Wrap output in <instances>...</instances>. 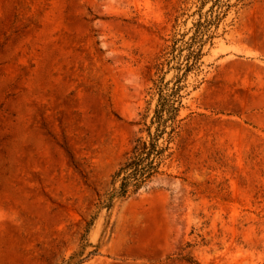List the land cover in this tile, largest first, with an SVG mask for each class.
<instances>
[{"label": "rangeland", "instance_id": "374dc122", "mask_svg": "<svg viewBox=\"0 0 264 264\" xmlns=\"http://www.w3.org/2000/svg\"><path fill=\"white\" fill-rule=\"evenodd\" d=\"M201 3L0 0V264H60L82 243L98 250L83 264H264V0L213 29L172 176L98 209Z\"/></svg>", "mask_w": 264, "mask_h": 264}, {"label": "trees", "instance_id": "16d2710c", "mask_svg": "<svg viewBox=\"0 0 264 264\" xmlns=\"http://www.w3.org/2000/svg\"><path fill=\"white\" fill-rule=\"evenodd\" d=\"M210 1L211 7L204 12ZM242 2L238 0L223 10L225 6L221 5V0H202L198 21L182 39H173L157 58L154 68L159 78L153 82L149 107L137 122L142 128L124 161L113 173L110 189L100 197L99 211H110L116 199L124 200L141 193L161 176H172L168 168L176 157V145L188 118L182 116L183 110L188 108L185 99L202 84L199 76L204 70L203 59L209 52H205V48L214 46L216 31L213 29H218L231 7ZM171 72L173 76L166 82V75ZM154 100L156 105L151 113ZM82 241H87L85 236ZM88 246L82 243L80 251L60 264H83L90 260L98 250L86 254Z\"/></svg>", "mask_w": 264, "mask_h": 264}]
</instances>
